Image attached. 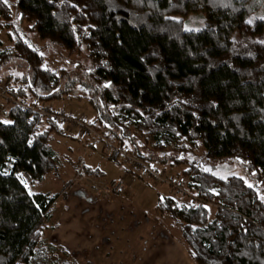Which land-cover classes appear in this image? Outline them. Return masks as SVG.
Listing matches in <instances>:
<instances>
[{
    "label": "trees",
    "instance_id": "obj_1",
    "mask_svg": "<svg viewBox=\"0 0 264 264\" xmlns=\"http://www.w3.org/2000/svg\"><path fill=\"white\" fill-rule=\"evenodd\" d=\"M260 17L264 0H15L10 7L0 2V33L4 26L11 29L14 42L11 51L0 49V65L13 58V50L26 62L29 75L18 80L16 94L11 89L21 99L27 91L41 101L60 100L84 88L96 115L91 125L109 129L120 149L128 147L155 173L179 167L185 155L201 149L208 161H241L253 187L187 162L179 171L191 182L187 199L158 192L155 209L180 226L196 264H264ZM21 23L41 41L70 54L86 53L90 67L72 76L52 72L16 29ZM200 25L199 31L186 30ZM43 119L15 106L8 112L11 123L0 121V264H78L66 248L45 242L58 196L28 192L56 168L52 135L69 136L48 119L40 130ZM139 136L154 140L152 152L140 150ZM108 159L122 164L117 151ZM78 165L73 164L76 173ZM83 170L100 177L86 163ZM208 204L216 207L212 220Z\"/></svg>",
    "mask_w": 264,
    "mask_h": 264
},
{
    "label": "rangeland",
    "instance_id": "obj_2",
    "mask_svg": "<svg viewBox=\"0 0 264 264\" xmlns=\"http://www.w3.org/2000/svg\"><path fill=\"white\" fill-rule=\"evenodd\" d=\"M14 2L9 0L10 5ZM195 23L191 26H197ZM5 28L0 33V49L11 51L14 49L13 36H9L12 30ZM16 29L24 40L39 50L44 66L52 72L62 75V71H66L72 76L90 67L86 53L70 54L60 45L39 40L27 23L16 25ZM12 53L13 58L0 65L1 122L9 121L8 112L12 107L25 106L43 112L53 109L73 119H86L91 125L96 115L82 87H77L70 98L61 97L60 100L41 101L27 91L24 92L25 99L18 97L21 94L12 95V91L15 94L18 91V80L30 73L24 59L17 56L14 50ZM45 120L40 124V130L47 127ZM71 124L73 121L69 120V128L73 130L69 136L52 135V146L59 155L56 168L43 182L31 184L28 192L58 196L53 205L52 218L44 229L45 242L66 248L69 259L78 264H196L183 242L180 226L170 217L156 212L158 192L171 194L177 201L179 194L182 199H187L184 190L191 182L179 171L192 161L200 162L219 177L237 176L243 177L248 184L255 182L241 161H208L203 157L202 149L185 155V162L179 167L165 169L155 176H148L143 170L126 173L125 169L129 167L127 159L120 157L122 164L109 160L108 156L115 151L107 150L105 144H97L92 133L82 141V136L78 138L76 133L80 127H72ZM94 127L96 133H106L105 128ZM139 137L143 143L140 150L152 152L154 140L149 136ZM111 143H116L112 136ZM126 149L131 153L128 147ZM76 162H79L78 173L73 168ZM85 163L98 168L103 176H86L83 170ZM80 169L82 176L78 175ZM119 181L124 186L117 190L114 182ZM208 207L209 219L212 220L216 207L214 204H208ZM61 258H64L62 254Z\"/></svg>",
    "mask_w": 264,
    "mask_h": 264
},
{
    "label": "built area",
    "instance_id": "obj_3",
    "mask_svg": "<svg viewBox=\"0 0 264 264\" xmlns=\"http://www.w3.org/2000/svg\"><path fill=\"white\" fill-rule=\"evenodd\" d=\"M22 108H28L29 107H25L23 106ZM34 112H36L37 114H41V116L45 117L46 119H48L51 122H55V123H59L62 126L65 127V129L67 130L68 133L72 134L73 130H71L69 128L68 122L69 120L73 121L72 127L75 126H79L80 127V131H77V137L81 138L80 136H82V140H85V136L90 135V133L95 135V140L96 142H98L97 144H105V148L107 150H112V151H117L120 153V157L121 159H127V164H129V167L126 168L129 171H134V172H138L140 170H143L144 173L146 175H153L155 176L156 173L153 169V165L150 163H145L144 161L140 160L139 158H137L135 155H131V153L129 152L128 149L124 148V149H120L116 143H111V131L109 129H106L104 132L106 133H96V127L90 125L89 123H87L86 119L83 118H70V116L66 115L65 113L62 114V112L53 110V109H49L47 110V112H43V111H37L35 109H33ZM73 119V120H72ZM82 131V132H81ZM81 170V169H80ZM80 176L83 175V171L81 170L79 172ZM26 179L27 176H24ZM158 177V176H157ZM115 186L118 187L117 190H119V188L121 186H124V183L122 181L119 182H114Z\"/></svg>",
    "mask_w": 264,
    "mask_h": 264
},
{
    "label": "snow or ice",
    "instance_id": "obj_4",
    "mask_svg": "<svg viewBox=\"0 0 264 264\" xmlns=\"http://www.w3.org/2000/svg\"><path fill=\"white\" fill-rule=\"evenodd\" d=\"M0 2H2V3H4L5 5H8L9 7H10V5H9V0H0ZM260 19H262V20H264V17H260ZM201 23H203L202 21H201ZM247 23L248 24H252L253 23V20H248L247 21ZM187 31H199V29H186ZM261 43H264V41H261ZM29 47H31V45H29ZM106 87H110L111 85L110 84H108V85H105ZM3 123H5V124H10L11 123V121H3ZM205 171H212L210 168H205L204 169ZM241 179H243V177H241ZM25 187H27V184H25ZM248 187H253V185L252 184H248ZM259 199H260V201L262 202V203H264V195H260L259 196Z\"/></svg>",
    "mask_w": 264,
    "mask_h": 264
},
{
    "label": "crops",
    "instance_id": "obj_5",
    "mask_svg": "<svg viewBox=\"0 0 264 264\" xmlns=\"http://www.w3.org/2000/svg\"><path fill=\"white\" fill-rule=\"evenodd\" d=\"M95 169H97V168H95ZM98 175H100V177H99V178H101V177L103 176V173H102V172H100Z\"/></svg>",
    "mask_w": 264,
    "mask_h": 264
}]
</instances>
